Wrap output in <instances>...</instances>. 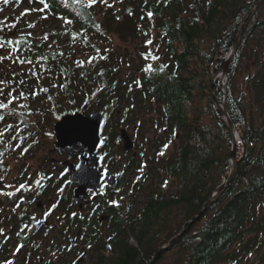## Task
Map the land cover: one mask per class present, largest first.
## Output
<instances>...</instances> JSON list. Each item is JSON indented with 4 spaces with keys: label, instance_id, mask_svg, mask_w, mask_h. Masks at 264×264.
Instances as JSON below:
<instances>
[{
    "label": "trees",
    "instance_id": "1",
    "mask_svg": "<svg viewBox=\"0 0 264 264\" xmlns=\"http://www.w3.org/2000/svg\"><path fill=\"white\" fill-rule=\"evenodd\" d=\"M47 2L44 12L19 15L14 28L8 23L0 30L5 39L26 37L15 55L32 61L0 62V81L5 82L0 84V100L7 103L9 92L25 94L0 109L4 116L0 120V192H11L5 184L8 156L24 167L42 139L51 137L50 126L62 114L101 111L104 142L120 140L114 129L121 125L150 124L156 135L149 139L147 168L137 175L142 206L137 212L134 207L127 209L125 218L120 216L107 236H98L92 247L94 264H146L201 210L149 264H157L165 253H171L168 264H241L254 256L261 261L264 0H107L110 7L99 2L89 5L88 0ZM5 6L12 10L43 7L39 0H9ZM148 11L154 13L151 19ZM61 17L72 23L65 24ZM34 20L52 25L33 35L28 28ZM242 25L222 91L220 77H213L224 65ZM73 34H78L75 39ZM112 35L135 41L134 51L113 47ZM9 51L10 47L0 49V55ZM91 57L95 59L89 63ZM149 64L152 71H144ZM162 65L166 67L160 71ZM213 91L220 101L225 100L239 135L235 169L216 193L230 170L233 139ZM118 114L119 121L110 125ZM168 142L174 143L170 150L164 148ZM111 145L103 144V148ZM131 159L136 173L141 161ZM2 202L16 204L18 199L0 194V208ZM15 215L0 214V221L10 217L25 223L22 214Z\"/></svg>",
    "mask_w": 264,
    "mask_h": 264
},
{
    "label": "flooded vegetation",
    "instance_id": "2",
    "mask_svg": "<svg viewBox=\"0 0 264 264\" xmlns=\"http://www.w3.org/2000/svg\"><path fill=\"white\" fill-rule=\"evenodd\" d=\"M134 129H137V125ZM134 135V132L129 134L133 146L128 150L124 149L125 142L121 138L102 142L97 149L99 159L97 173H102V177L90 185L83 199L78 202L74 201L73 197V189L78 183L68 184L72 169L70 164L74 166L77 164L78 154L67 158L55 147L50 149V155L43 158L38 168L40 177L35 181L39 180V185L35 183L29 188L30 193L26 192V195L22 194L26 188L22 192H13L10 197L12 201L18 199L16 204L2 202L0 208L2 216L22 214L25 223L15 222L10 217H1L0 228L4 232L0 235V264L6 260H12L14 264H85L86 260H89V264H94L96 256L92 247L98 236L100 234L102 238L105 234L107 236L119 217L125 218V211L133 208L131 201H124L127 197L142 194L140 188L136 189L137 175L147 166L148 153L144 146L142 149L139 148V144L152 143L133 140ZM103 144L113 145L104 149ZM119 145L122 150L120 154L124 156L115 159L117 154H114L113 149ZM140 155H143L146 161ZM131 156L141 161L140 168L135 169L136 173L133 172ZM95 164L96 160H93L89 166L93 167ZM48 166L50 168L47 169ZM42 190L47 194L42 193ZM25 196H29L30 199H26ZM111 200L118 201L119 206L110 204ZM46 212L50 213L47 215V222L35 225V222L44 219ZM72 213L76 215L73 216ZM18 245L23 247L17 252Z\"/></svg>",
    "mask_w": 264,
    "mask_h": 264
},
{
    "label": "water",
    "instance_id": "3",
    "mask_svg": "<svg viewBox=\"0 0 264 264\" xmlns=\"http://www.w3.org/2000/svg\"><path fill=\"white\" fill-rule=\"evenodd\" d=\"M243 26L244 25L240 27L235 42L226 55V61L224 65L217 73L214 74L213 79L219 76V74L226 75L228 63L237 47V43L240 39ZM212 90H214V86H212ZM213 100L218 106L221 115L228 122L229 130L232 134L233 139L229 157L231 163L230 170L227 177L223 179V181L213 192L216 193L228 182L235 169L237 160V138L239 137V135L234 123L230 119L227 112L225 100L220 101L214 91ZM104 124L105 116L103 112L93 111L89 114H85L84 112L79 110L66 112L54 122L53 131L55 135V149H57L61 154H65L67 158L78 154L79 160L77 164L75 166L73 164H70L72 169L71 176L68 181V184L72 182L78 183L77 186L73 189V197L74 201L76 202L81 201L86 190L91 187L90 185L92 183L98 182L102 177V173H97V167L99 164L97 149L102 145L103 142L102 129ZM118 133L120 138L125 142V144L123 145L124 149H130L133 146V141L131 136H129L128 134L127 128L121 127ZM93 160H96V164L91 167L89 166V163ZM67 162L68 161H65V163ZM77 165H79V167H77ZM201 211L193 218L186 221L182 229L178 232V234L174 236V238L181 234L186 226L200 215ZM46 222L47 216H45L44 219L39 220V223L35 222V225ZM174 238L163 244L156 252H154L151 258L146 262V264H149L161 250L165 249L171 243Z\"/></svg>",
    "mask_w": 264,
    "mask_h": 264
},
{
    "label": "rangeland",
    "instance_id": "4",
    "mask_svg": "<svg viewBox=\"0 0 264 264\" xmlns=\"http://www.w3.org/2000/svg\"><path fill=\"white\" fill-rule=\"evenodd\" d=\"M8 2H9V0H8ZM5 4L6 3H4V0H0V21H4L5 25H7L8 23H10V24L14 23V21L17 20L18 16L21 15V13L25 11V9H29L26 7L23 10H21V9L20 10L19 9L12 10L11 7H7V6H5ZM23 6L24 5H21L20 7H23ZM43 20H45V19H43ZM51 25H52L51 22L34 20L28 29H29V31H32L33 35H35V34L38 35L42 31L48 29ZM111 39H112V46L113 47H123V48L127 47V48H129L130 51H134L135 41L134 42L121 41L120 39H118L117 35H112ZM219 77H220V82H221V90L223 91L225 89L224 84L226 81V75L219 74ZM89 113L90 112H87L85 114H89ZM119 117H120V114H118V116H113L110 125L113 126L116 122H118ZM54 122L50 126V131H52L51 137H49L47 139H45V138L42 139V144L38 145L35 155L32 158L27 160V163L25 164L24 167H20V162L17 160H14L12 158V156H8L6 158V159H8V166H7L6 174H5V184H6L7 189L11 190V192H15V188H17L21 183H26L27 185H30V187H26V191H23L22 194L26 195V192L30 193L29 188L33 187V185L35 184V180L40 177V174H38V168H40V165L42 163L43 158L46 157L47 155H50L49 150L54 148V142H55V135H54V131H53ZM104 126L102 129V136L104 135ZM123 126L126 127V125H121V127H123ZM134 126L135 125L132 124V125L126 127L128 129L129 134H131L133 132L135 133L133 140L136 137V140L139 142H141V141L147 142V141H150L151 139H153L156 135L154 130L150 127V124H147L146 126H142L140 128L137 127V129H134ZM119 129H120V127L118 126L114 130L119 132ZM161 131H160V133H161ZM238 140H239V137H238L237 141ZM166 144H169V147H167L166 150H170L174 145L173 142H168ZM143 146H144V148H146L147 153L149 151H151L150 144H139V148H141ZM115 147L116 148L113 149V151H114V154H117V155L114 158L115 159L123 158L124 154H123V156H122V154H120V150H121L120 145H119V147H117V146H115ZM140 157L143 158L144 161H146L145 157H143V155H140ZM230 165H231V163H230ZM48 168H50V167L48 166L47 169ZM146 168H147V166L144 167V170L142 169L140 171L139 175L141 173H143ZM42 169H44V168H42ZM55 173L58 174V172H55ZM8 185H12V187H8ZM168 188L169 187L167 186L165 188V190H168ZM140 192H141V190H140ZM25 198L30 199L29 196H25ZM142 199H143V195L139 193V194H134L132 197H130V196L127 197V199L124 201H126V202L131 201V203L135 209V212H137L139 210V208L142 206V204H141ZM172 223L176 224V222H174V221ZM130 242L135 243L134 239L131 236H130ZM170 259H171V253H165L164 258L159 260L157 262V264H168ZM85 264H89V260H86ZM241 264H264V254L262 256L261 261H260V259H258V256H254L248 262H246V263L243 262Z\"/></svg>",
    "mask_w": 264,
    "mask_h": 264
},
{
    "label": "snow or ice",
    "instance_id": "5",
    "mask_svg": "<svg viewBox=\"0 0 264 264\" xmlns=\"http://www.w3.org/2000/svg\"><path fill=\"white\" fill-rule=\"evenodd\" d=\"M39 2L43 5L42 8H40V9H25V11L23 13H21V15L23 16V15L27 14L29 11L44 12L46 9L49 8V3L47 2V0H39ZM98 2L99 3H105L109 7L111 6V5H108L107 0H88L89 5H94V4L98 3ZM145 2H147V0H145ZM4 3H8V0H4ZM73 3H80V0H73ZM146 14H147L149 19H151L153 17V15H154V13L151 12V11H148ZM45 18H47V17H45ZM61 18L64 20L65 24L70 25L72 23V20L67 19L66 17H61ZM117 18H119V17H117ZM4 27H5L4 21H0V30H2ZM7 27L14 28L15 24L7 25ZM27 35L30 36L31 33H28ZM76 35H78V34H73V38L74 39H75ZM43 38L46 40L48 38V33H45ZM25 39H26V37H24V36H22V38H20V39H15V40H13V39H5L3 36H0V49H7L9 47L11 48V51H9L6 56L5 55H0V62H2L4 60H7V59H13V62H19V63H22V64L23 63L31 64L32 61L30 59H27V58L21 59L19 56L15 55L16 52L18 50H20V47H21V45H22V43L24 42ZM146 43L151 44L152 41L148 40V41H146ZM97 53H99V49H97ZM147 55L150 56L151 53H148ZM152 58L153 59H159V57H155V56H153ZM39 59H46V57H40ZM93 59H95V57L89 58V63H91V61ZM77 63L82 65L84 62L83 61H78ZM164 67H166V66L162 65L160 67V71H163ZM144 71H146V72L152 71V66L150 64L147 65L146 68L144 69ZM33 75H35V72H33ZM2 83H5V82L4 81H0V84H2ZM21 83H23V81H21ZM136 83L139 84V81H137ZM43 91L46 92L47 89H43ZM0 95H3V89H0ZM33 95H35V93H33ZM24 96H25V94L23 92H20L18 96H13L12 93L9 92L8 96H7V103H4L2 100H0V109H7L9 107V105L12 104L13 100H18V99H20L21 97H24ZM49 99H51V97H49ZM21 107H27V105H21ZM3 119H4V116L0 115V120H3ZM9 127H11V126H9ZM0 135H2V133H0ZM167 147H168L167 144L164 145L165 149ZM25 151H27V149H25ZM159 154L163 155L164 152L161 151ZM0 155H3V153H0ZM77 167H79V165H77ZM0 179H3V177L0 176ZM35 183L37 185H39L40 181L37 180V181H35ZM165 183H167V182H165ZM8 187H12V185H8ZM26 187H30V185H27L26 183H21L17 188H15V191L18 192V191H20L22 189H25ZM61 191H62V189H61ZM0 194L12 196L14 193L13 192H6V193L0 192ZM109 203L112 204V205H115V206H119V202L116 201V200H111V201H109ZM17 206H19V205H17ZM53 207H55V205H53ZM49 214L50 213L46 212L45 216H47ZM72 215L75 216L76 213H72ZM37 223H39V221H37ZM25 227H27V226H25ZM3 232H4V230L2 228H0V235H2ZM21 232H23V229H21ZM20 234L21 233H17V235H20ZM21 247H23V245H18L16 251L18 252ZM89 247H91V245H89ZM109 247H111V246L109 245ZM251 255L252 254L249 253V256H251ZM3 264H14V262L12 260H6V261L3 262Z\"/></svg>",
    "mask_w": 264,
    "mask_h": 264
},
{
    "label": "bare ground",
    "instance_id": "6",
    "mask_svg": "<svg viewBox=\"0 0 264 264\" xmlns=\"http://www.w3.org/2000/svg\"><path fill=\"white\" fill-rule=\"evenodd\" d=\"M238 139V138H237Z\"/></svg>",
    "mask_w": 264,
    "mask_h": 264
}]
</instances>
